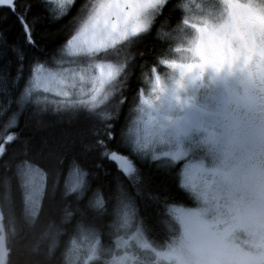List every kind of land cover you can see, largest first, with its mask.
<instances>
[{
  "label": "snow or ice",
  "instance_id": "1",
  "mask_svg": "<svg viewBox=\"0 0 264 264\" xmlns=\"http://www.w3.org/2000/svg\"><path fill=\"white\" fill-rule=\"evenodd\" d=\"M55 4L53 0H0V60L4 61L0 64V206L8 210L7 222L0 226V264H8L13 254L18 264H64L67 241L82 235L94 243L77 264H124L112 253L121 225H129L125 238L136 233L153 241L144 246L152 252L170 247L168 239L157 242L156 235L173 216L184 227L183 238H195L197 227L208 232L210 225L201 214L185 210L178 199L194 188L193 170H202L189 160L182 137L192 126L204 130V142L211 144L217 161L212 175L223 174L227 121L231 105L239 102L228 86L234 75L231 61L200 53L203 30L199 28L201 34L190 45L198 59L184 63L171 58L180 49L161 37L160 28L167 24L172 29L173 13H179L177 26L184 20L188 5L181 8L180 0H99L79 6L78 0H55ZM81 12L87 16L77 27ZM9 20L14 22L11 31L3 26ZM60 25H65L62 35L50 48V30ZM150 37L162 50H153L149 63L144 52L129 50ZM102 57L110 62L94 65L99 76L92 77L88 99L78 101L76 95L85 93L83 88L76 92L77 80L83 85L92 61ZM54 58L58 65L53 64ZM137 59L142 63L131 104L138 113L147 112L154 126L150 141L128 134L130 121L135 122L130 115L121 120L122 106L128 103L123 85L137 75L133 71ZM57 66L59 72L54 73L52 68ZM165 69L178 70L170 84L161 79ZM145 75L151 83L147 96L141 86ZM57 76L67 90L57 91L60 99L50 109L53 102L46 94L53 90L50 85ZM106 84L111 85V100L117 101L110 110L107 105L99 107L110 102ZM190 85L219 90L216 103L200 106L181 99L180 93ZM192 109L196 119L189 115ZM49 110L67 114L70 122L83 126L56 143L25 136L21 119L27 127ZM154 175L166 178L163 186L154 182ZM21 189L27 190L33 209L39 200L38 210L17 213L16 193ZM9 233L11 246L6 244ZM158 254L171 260L174 251ZM208 264L223 262L210 259Z\"/></svg>",
  "mask_w": 264,
  "mask_h": 264
},
{
  "label": "rangeland",
  "instance_id": "2",
  "mask_svg": "<svg viewBox=\"0 0 264 264\" xmlns=\"http://www.w3.org/2000/svg\"><path fill=\"white\" fill-rule=\"evenodd\" d=\"M232 1L240 12L241 24L244 25V31L249 40L254 44L258 42L261 46L260 42H264V0H243L245 4L241 0ZM94 2H99V0H92L91 3ZM227 4L228 0H180V7L183 8V5H188V8L184 10L186 16L177 27L178 36L174 38L173 48H179V54L171 58H176L184 63L198 59V57L193 56L190 45L201 34L197 31L199 28L203 30L200 53L204 56L221 55L229 59L233 67L235 65L234 54L242 51V45L237 34L231 28ZM55 6V0H53V7ZM86 16L87 14L84 13L80 15L77 22L78 26L82 19H86ZM108 62L110 61L103 57L98 61L93 60V68L89 70V77L83 85L77 80L76 92L79 93L80 89L83 88L85 93V95H76L75 98L78 101L88 99L86 94L93 87L92 77L99 76V69H96L94 65ZM58 63L59 61L56 59L54 65H58ZM69 67L75 66L65 65L66 69ZM52 71L58 73L59 67H53ZM160 75L162 81L170 84L178 76V70L165 69ZM59 80L60 77L57 76V82L50 85L53 90L46 94L48 100L60 99L57 91L59 89L67 90L66 85L61 84ZM204 81L207 84L206 76ZM109 87V84L104 86L107 95L109 94ZM142 87L145 96L149 95L151 83L148 82L147 76ZM209 89L213 90L207 86L190 85L187 91L181 93L187 96L189 93L199 92L204 95V100H210L207 92ZM218 95L219 92L214 93L215 99ZM199 105L203 106L201 102ZM130 116L135 122L130 121L127 129L128 134L142 140H152L154 126L149 121L147 112L138 113L134 105ZM205 136L206 132L198 129L197 135L187 140L182 137L189 160L202 167L200 171L193 170L192 184H194V188L190 187L186 190L192 197L194 204L190 207H183L185 210L199 212L201 220L210 225L209 231L203 233L197 227L195 238H183L184 227L173 216L171 222L176 225V233L169 242L167 241L170 247L152 249V252L156 254L154 257L152 252L144 247L153 242L136 233L125 238L129 225H121L118 230L119 236L114 240L112 253L113 256L122 258L124 264H150L152 260V264H208L210 259L221 260L223 264H264V201L256 198H236L235 188L226 174L228 171L227 173L230 175L226 160L229 151L226 146H224L223 174L212 175L211 170L216 167L217 161L214 159L211 144L204 142ZM23 193L26 213L38 210L39 200L37 201V208L33 209L31 200L27 199V190L23 189ZM1 218L0 213V226H2ZM93 243L94 241L86 235L74 236L68 244L66 264H77L78 261L85 259L82 254ZM125 249L128 251L125 252ZM173 251L174 256L171 260L158 254Z\"/></svg>",
  "mask_w": 264,
  "mask_h": 264
},
{
  "label": "flooded vegetation",
  "instance_id": "3",
  "mask_svg": "<svg viewBox=\"0 0 264 264\" xmlns=\"http://www.w3.org/2000/svg\"><path fill=\"white\" fill-rule=\"evenodd\" d=\"M227 7L231 28L241 42L242 51L234 54V75L229 79V88L239 97V102L231 105L227 121L224 146L229 151L226 160L230 175L228 171L226 174L235 188L236 198L264 201V42L260 46L250 41L232 0H228ZM218 91L214 87L207 91L210 100H204L199 92L181 95L185 101L212 106L216 103L214 93ZM189 115L196 119L198 114L192 109ZM197 132V127L192 126L183 138L187 140Z\"/></svg>",
  "mask_w": 264,
  "mask_h": 264
},
{
  "label": "trees",
  "instance_id": "4",
  "mask_svg": "<svg viewBox=\"0 0 264 264\" xmlns=\"http://www.w3.org/2000/svg\"><path fill=\"white\" fill-rule=\"evenodd\" d=\"M92 0H78V6L79 5H83V4H89L91 3ZM87 14L86 12H81V14ZM75 14V13H74ZM80 14V15H81ZM167 16V14H166ZM179 13H173V16L171 18V25H172V29H175V31H172V29H170L167 24H165L163 27L160 28V35L164 40H168L171 39L173 41V47H174V43H175V37L178 36L176 33L177 30V21L176 19L178 18ZM80 17L77 18V22L79 20ZM14 25V22L12 20L7 21L3 26L8 28L9 31L12 30ZM78 26V24H77ZM159 26V24H158ZM65 25H60L58 28H54L50 30V35L48 38V44L50 48H55L56 46V42L60 39V36L62 35V32L60 31V29H64ZM155 36V31L153 32V37ZM153 50H155L156 52H159L162 50V45L155 41L152 37L144 39L142 42H140L139 44L133 46L129 51L131 53H139V52H144L145 55L147 56L148 62H151L152 59V53ZM57 58L53 59V64L56 61ZM4 61L0 60V64H3ZM142 63V61H140L139 59H137L133 71L137 72V75H132L130 80H128L124 85V92H123V96L128 98V103L123 104L122 109H121V120H123L124 115L128 114L131 115L132 109L134 107V105L131 104L132 101V94L135 91L136 87L138 86V69H139V65ZM146 71V70H145ZM165 71V70H164ZM147 75L142 77V81L144 82V79L146 78ZM142 82V85H143ZM141 85V86H142ZM109 100H106L104 102V104H100L99 107H105V105H107V108L110 110L114 105H116L117 101L116 100H111V96H112V92H111V85L109 87ZM118 99H122V97L118 98ZM58 99H51L49 100L50 102H53L50 104V109L54 108L56 105L54 103V101H56ZM21 127L24 128V135L25 136H31L35 139H39L40 137H46L50 143H56L59 142L60 140L63 139L64 135L66 133H75L76 131H78L83 125L82 123L78 124L76 121H69V116L67 114H60V113H54L51 110H49L46 114H43L42 118H36V119H32L28 124L27 127H25V121L22 118L21 121ZM44 125H47L46 127ZM127 131V129H126ZM153 180L155 183L160 184L161 186L164 185V183L166 182V178L163 175H154L153 176ZM23 189L19 190L16 193V199H17V213L19 214V212L23 211L24 213H26L25 210V205L23 203V206L21 207V201H24V196H23ZM192 197L185 191L184 196H180L178 197V199L180 200L181 204L183 206H187L190 207L194 204L193 200L191 199ZM7 208L4 206H0V213L2 215L1 218V222L6 223V219H4L7 216ZM149 213L152 212V209H148ZM39 230H37L36 235L38 236ZM176 233V225H174L171 222V218H170V223L166 220L163 225L157 230V235H156V241H160V240H164L165 242L168 239V242L174 237ZM73 238V237H72ZM151 241V240H149ZM70 240L67 241V247L64 249V257L66 258V251L68 249V244H69ZM153 242V241H151ZM63 243V241H62ZM6 244L11 246L13 244V237L11 235V233H9L7 240H6ZM41 247H43V244H41ZM8 264H18V261L15 259L14 254H13V258L9 260ZM64 264H66L65 260H64Z\"/></svg>",
  "mask_w": 264,
  "mask_h": 264
}]
</instances>
